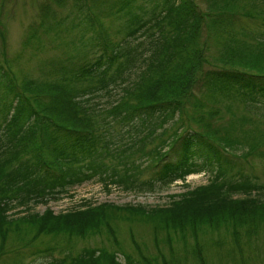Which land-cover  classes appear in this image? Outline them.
Returning <instances> with one entry per match:
<instances>
[{
    "label": "trees",
    "instance_id": "16d2710c",
    "mask_svg": "<svg viewBox=\"0 0 264 264\" xmlns=\"http://www.w3.org/2000/svg\"><path fill=\"white\" fill-rule=\"evenodd\" d=\"M145 1L154 2L151 11L143 9L140 0H72L71 7L68 0L45 3L24 47L71 15L78 19L74 26H83L85 32L90 29L93 35L90 44L83 41L84 53L62 57L44 72L48 80L19 81L4 50V62L0 61L2 252L12 233L17 234V247L27 248L19 250L24 253L33 251V243L25 242L28 235L35 240L63 236L71 245L75 237L104 233L124 251L113 225L122 212L124 218L139 216L151 223L158 263L183 261L175 254L177 243L183 242L192 264H209L201 235L225 228L235 246L242 248L237 255L230 250L227 255L235 264H246L243 247L253 248L251 238L264 229V184L248 160L260 141L249 145L246 153H237L245 147L243 140L221 131L185 128L184 118L189 108L201 111L218 95L264 103V0H212L210 11L202 10L195 0ZM59 6L69 12L59 17ZM120 16L125 19L116 38L104 21ZM214 47H219L220 56L211 63ZM105 94L107 106L90 102ZM180 121L181 128L168 135L166 125ZM258 157L264 162V151ZM146 161L151 174L141 179ZM119 165L127 168L125 172ZM205 165L213 168L211 180L171 194L166 206L110 202L95 206L86 201L85 207L66 212L56 213L50 207L42 214L32 211L38 203L60 199L70 186L95 178L107 187L118 183L127 190L152 192L201 172ZM27 230L32 234L23 233ZM131 240L142 260L126 254V262L153 264L134 234ZM161 245L169 255L161 252ZM215 245L224 246L220 238ZM55 249L47 245L30 255L51 254ZM220 255L216 251L217 260ZM118 256L117 249L84 247L74 256L67 253L46 264H125Z\"/></svg>",
    "mask_w": 264,
    "mask_h": 264
},
{
    "label": "rangeland",
    "instance_id": "374dc122",
    "mask_svg": "<svg viewBox=\"0 0 264 264\" xmlns=\"http://www.w3.org/2000/svg\"><path fill=\"white\" fill-rule=\"evenodd\" d=\"M68 1L67 3L70 6L72 0ZM195 1L202 10H211L212 0ZM217 1L215 0V2ZM48 2L55 4L54 0H0V61L4 62V50H6L7 57L12 62L13 70L19 81H22L21 79L23 78L44 81L48 77L44 72L58 65L57 61L60 58L70 54H82L86 51V47L83 46V41L88 40V44L91 43L90 37L93 35H91L90 29H87V32H85L83 26H74L78 22V19L72 20L73 15H71V18L57 26V28H54V31L49 34L41 33V38L32 41L28 46L24 47V42L30 33L31 25H34L39 20L43 12L44 4ZM139 3L143 5V9L146 11H151L154 6V2L145 0H140ZM237 10H239V7H237ZM57 12L59 13L58 16L62 17L69 11H67V8L59 6ZM122 17L120 16V19L106 17L104 21L105 25L107 27L109 26L111 33L116 38L121 36V34L116 35V30L125 19V17ZM2 30L5 31V39H2ZM219 51V47H214L213 52L215 55L210 57L209 62L214 61L216 59L215 57L220 56ZM249 52L251 51L249 50ZM213 64L215 63L213 62ZM207 66L210 67L211 65L208 64ZM108 99L109 96L105 94L103 96H97L90 102L96 104L98 107H102V105L104 107L108 105ZM197 117L198 119L196 120ZM184 122L185 128L189 126L196 130L221 131L231 138L243 140L245 147L237 153H246L250 150L249 145L260 141L259 148L256 152L248 155V160L249 164L253 166L257 173L259 182L264 184V162L258 157L260 150L264 151V103L253 101L244 103L235 96L218 95L213 100L207 101L206 108H203L201 111L189 108V114L184 118ZM180 124L181 121L167 124L165 128L167 129L168 135H171L174 129L181 128ZM117 129H120V127ZM182 130H185L184 127H182ZM110 163L114 164V162ZM143 164L140 169L142 173L139 176L141 179L149 177L152 169V167L149 168L150 164L148 161ZM118 167L122 173L127 169L124 165H119ZM200 169L203 170L199 173L188 175L185 180H177L169 186L158 187L152 192L127 190L118 183H109L107 187L103 181L95 178L81 184L70 186L68 193L60 199L52 198L47 204L38 203L33 207L32 211L42 214L50 207L56 213L66 212L68 210L85 207L86 201L91 202L95 206L105 202L119 205L143 204L148 208L166 206L170 204L171 194L184 192L200 184H206L211 180V171L213 168L205 165ZM23 214L25 213H21L20 215ZM113 225L116 227L119 243L124 251H121L118 246L108 241L105 233L102 235L90 234V236L86 237H75L71 241V245H69L70 240L68 241L63 236L58 238L43 236L35 240L32 238V235H28L25 236L27 240L25 242L33 243L30 245L33 251L45 248L47 245L56 246V249L51 254L37 251L30 255L33 251H27L25 253L19 252V250H27V248L23 245L17 247V239L15 238L17 234L12 233L8 241V246L3 252L0 250V264H46L54 257L64 258L67 253L74 256L84 247H105L111 251L117 249L119 260L128 264L125 258L126 254H130L137 261L142 260L141 254L135 249L131 240L132 234L135 235L137 242L141 244V250L145 256L154 260V256L158 255L154 242L155 234L154 232L152 233V225L149 221L146 219L143 220L139 216L131 219L124 218L121 212L120 216L113 222ZM222 229L220 231L212 230L207 234L201 235V241L204 243V253L211 260L209 264H235L231 256L227 255V252L230 250V254L237 255L236 250L242 249L235 246L230 232L225 228ZM23 233L32 234V231L27 230ZM218 238H220L226 249L222 245L216 248L215 241ZM251 241L253 248L249 245L243 247L246 264H264V229L260 231L258 236L252 237ZM161 246V252L169 255V249L164 245ZM175 251L177 256L181 257V259L183 258V261L179 262V264H192L191 260L188 259L190 251H185L183 242L177 243ZM216 251L221 253L219 260H217ZM233 257L235 258L236 256ZM153 264L161 263L160 261L158 263L154 260Z\"/></svg>",
    "mask_w": 264,
    "mask_h": 264
}]
</instances>
